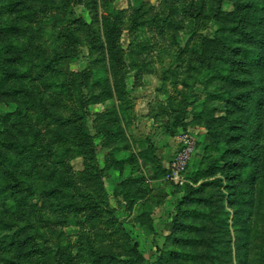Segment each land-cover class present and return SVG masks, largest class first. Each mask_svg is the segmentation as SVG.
I'll list each match as a JSON object with an SVG mask.
<instances>
[{
	"label": "rangeland",
	"instance_id": "obj_1",
	"mask_svg": "<svg viewBox=\"0 0 264 264\" xmlns=\"http://www.w3.org/2000/svg\"><path fill=\"white\" fill-rule=\"evenodd\" d=\"M26 1L32 8L19 5L8 12L6 0H0V74H6L0 87V216L15 224L6 228L0 222V264H159L160 254L170 264H264V0H255L261 3L243 9L245 15L239 12L234 20L215 14L236 13L237 0H206L207 15L200 16L194 37L187 33L191 0ZM165 3L173 5L179 25L161 34L154 18L169 11ZM105 22L117 31L120 48L112 54ZM9 23L24 30L7 33L2 28ZM215 35L232 36L227 42L241 48L237 81L208 80L207 53L215 48L222 52L225 46L201 45V40ZM193 49L203 53L193 54ZM252 50L258 55L250 60ZM60 54L70 57L56 60ZM43 58L55 60L46 67ZM198 60L206 62L202 69H188ZM28 68L27 75H19ZM145 77L151 78L149 83ZM215 86L245 99L251 91L260 102L238 98L230 111L224 101L206 96V89ZM149 90L167 99L165 108L151 106L154 123L177 128L187 116L185 131L196 134L183 185L165 178L174 139L171 150H159L162 160L157 161L153 142L127 135L136 125L135 102L148 97ZM123 104L126 113L109 125ZM46 108L68 120L66 139L54 133L56 121ZM226 115L238 127L224 124L218 137L208 133L212 118ZM73 125L80 127L77 132ZM89 130L92 138L97 136L92 144L75 145L64 164L51 163L45 147L91 141ZM232 134L236 137L230 140ZM5 137L18 145L9 147ZM221 154L224 160L215 175L201 177L200 170ZM8 155L22 163L8 164ZM28 160L35 166L29 167ZM226 160L234 165L227 166ZM243 170L241 178H233ZM58 172L73 178L78 188L74 200L82 206L88 202V207L76 213L62 207L65 198L41 191L40 184L59 181ZM213 179H218L216 185L202 186ZM190 192L201 199L181 203ZM175 214L183 224L175 223Z\"/></svg>",
	"mask_w": 264,
	"mask_h": 264
},
{
	"label": "trees",
	"instance_id": "obj_2",
	"mask_svg": "<svg viewBox=\"0 0 264 264\" xmlns=\"http://www.w3.org/2000/svg\"><path fill=\"white\" fill-rule=\"evenodd\" d=\"M237 1H236V5H237V8H236L237 12L236 13L217 12L215 14L216 17L219 19V18H223V16L226 15V16L231 17L234 20L235 15H238L239 12L241 13L240 15H242V17L245 15L242 12L243 9L247 8L248 6H253V8H254V6L256 7L258 4L261 3V1H255V0H253L252 2H248L246 0H237ZM44 2L46 5H52L51 0H44ZM19 5H22V7H27V8L31 7L32 8V4H29L26 0H6V2H5V8L8 12H13V11L18 10ZM165 5H166V3H165ZM140 6H143V4H140ZM166 6L169 8V11L163 16L161 15V13H156V16L154 18V22H156L157 27H158L157 29L159 30V33H161V34H163L166 29H169V28L175 27L176 25L177 26L179 25V22L176 21V18L174 16L175 10H174L173 5H166ZM187 11H188V26L187 27L189 28L187 33L189 34V37H194V34L196 33L197 28L200 25V21H201L200 16L202 14L204 16L207 15V14H205V12H206V0H191V2L188 5ZM143 13H144V11H143ZM230 15H234V16H230ZM114 16H115V18H118L119 12H115ZM252 18H254V20L256 22L260 21V16L257 13L256 14L254 13V16ZM136 20H137V18H135V21ZM142 24H144V22H142ZM233 27H237V25L232 26V28ZM2 29L4 31H6L7 33H15V32H18L20 30H24L23 28L18 27L17 25H15L13 23H9V24L5 25ZM155 31H157V30L155 29ZM116 34H117V31L115 29V25L113 23H108V22L106 23L105 22L104 36L106 38V44L108 45V48L109 47L112 48V50L111 49L109 50V53H111V54L114 53L116 48H117V51H119V48H120L119 46H116L117 44H115L118 41L117 39L115 40V38H114V35H116ZM260 35H261V32L259 33V36ZM72 37L75 38L76 39L75 41L77 42V38L73 35H72ZM232 40H233L232 36H229V35H220V36L215 35L212 39H210L207 36H204L203 39L201 40V45L206 43L207 41H209V43H211L212 45H217V44H219V42H221L225 46V50H223L222 52H219V50L216 48L214 50H211L210 52H208L207 54L210 53V56H208V59L210 58L209 61L206 60L205 58H202V59H204V61L206 60L209 62L208 64H206V66H207V68H209L208 80L210 82L214 81V80L216 81L218 79L223 80V81H227L228 84L233 82V81H237L236 80V73L241 71L240 70L241 68L239 67L241 61L239 62L237 57H238V55L241 54L240 53L241 48L235 49L230 42H227V41H232ZM85 45H87V44H85ZM192 53L199 55V54H202L203 51L193 49ZM249 53H250L249 54L250 60L254 59L258 55L256 50H252L251 52L249 51ZM58 56L59 57L56 58V60L61 59V58L63 59L65 57L66 58L70 57L67 55L64 56V54H60ZM53 60H55V59L52 58L48 62V60L46 58H43V61H45V62H43L42 64H43V66H46V67L51 66L53 64V62H52ZM198 61H199V63L197 65L191 64V66L188 69H195V70L202 69V66L206 62H203L202 60H198ZM214 61L217 63V66H212V62H214ZM42 64L40 66H42ZM33 65L36 66V64H33ZM144 66H142V68H144ZM30 70H31V68H28L24 72H21V73H19L18 71L17 72L19 73V75H21L22 73H24V75H27ZM5 75L6 74H3V75L0 74V87L4 84V81L6 80ZM242 82H243V80H240V83H242ZM230 91H231L230 89L223 91V90H220L219 88H217L215 86L214 88L206 89V96H208L210 101H224L225 103H227V106H228L227 109L230 111H232L230 104L237 105V103H238L237 99L238 98H240L241 101L246 100V103L253 102L254 105L260 102V96H258V95L256 96L251 91L248 94H246V97H247L246 99L243 95H241V94L235 95V94H232ZM43 107L45 108L44 105H43ZM126 110H127V106L125 104H123L122 106H120L118 111L117 110L114 111V113L116 115L114 117L115 119H113L111 121L108 120L107 123L109 125H114L117 122V120H120L119 117L122 118V116H120V115L125 114ZM46 112H47L48 117L50 116L54 121H56L55 126H54V133H56V135L58 137H60V138L63 137L64 139H66L68 133L66 132L65 129L67 128L68 120L64 119L60 114H57L56 111L51 110L50 108L49 109L46 108ZM46 112H45V114H46ZM183 113L187 114V111L185 108L183 110ZM45 114H44V118L47 116ZM182 117H184V116H182ZM182 117L178 118V119L181 120ZM186 121H187V116L184 117L183 121L180 122V124H178L177 127L180 126L182 128V131H185L186 127H187ZM212 122H213V126L211 125ZM236 122H237V120H233L228 115L214 117V118H212V121L209 122L210 126L207 125L208 133H210L213 136L218 137V135H220L222 133V130H221L222 128H220L222 125L225 124L228 127H230V129H236L238 127V125L235 124ZM76 126L75 125L72 126L73 127L72 128L73 133L77 132L76 130H79V128H80V127H78V126L76 127ZM250 126L252 127L251 124H250ZM118 127L121 128L120 132L124 131V129H123L124 126L123 127L118 126ZM91 130H93V129H91ZM248 130H251V128H249ZM86 134L89 135L88 138L91 139V141L82 139L81 142L74 143V141L72 140L74 146L71 148H68L67 145H62V144L55 147V148L52 144L48 145L47 148L45 147L44 149H47V157L49 156L48 158H50V157L52 158V159H50L51 163L54 160H56V161L62 162L64 164L65 161L67 160V159H65V161H64V158L68 157L70 152L76 151L75 145L78 147V146L83 145V144H92V139H93V141H95V139L97 138L96 135H93V138L91 137V135H90L91 131L90 130ZM114 134L118 135L119 133H116V131H114L113 135ZM235 137L236 136L234 134H232V137L230 138V140L234 139ZM4 141L9 147H13L12 145H18L17 141L15 142V140L13 138L5 137ZM211 146L213 148H216V149L219 148L217 146V144L214 142L211 143ZM150 148H152V147H150ZM152 151H153V149H151V152ZM146 153H148V152H145V154ZM6 159L8 161V164H12L14 166L22 163L20 158L17 159L16 157H14L12 155L6 156ZM220 160H224L223 154H221L219 156V158H216V160L213 161L207 168H205L204 170H200L201 171L200 174L202 175L201 177H208L211 175H215L216 168L220 167L218 165ZM28 161H29V165H28L29 167L35 166V162L33 160H28ZM225 163L229 167H232L234 165V162H229L228 160H226ZM51 166L53 167L52 164L50 165V167ZM46 167H47V169H49L48 166H46ZM166 172H167V168H165V173ZM244 172H245L244 170L239 171L237 174H235V176H233V178L234 179L241 178L244 175ZM58 174H60L58 177L59 181H57L56 184H49V185L47 183L40 184L41 191L46 192L49 196L56 195L55 197L65 198V201H63V203L61 204L62 207H64V208L73 207L74 208L73 210H75L76 213L79 212L80 210L84 209L85 207H88L86 205V203H88V202H85V205L82 206L79 201L74 200V198H75V193H74L75 191L74 190L78 191V188H75L76 185L73 182V178L71 179V178L64 176L62 172H58ZM186 177H187V172H186ZM102 182L105 184L104 179L102 180ZM61 183H63V184H61ZM216 183H218V179H213V180H209L208 182H204V184L202 186H204L205 184L206 185H210V184L216 185ZM172 184H174V183H172ZM175 185H177V184H175ZM1 187L2 186H0V188ZM198 190H200V188ZM198 190H196V191H198ZM78 193H79L78 195H80L82 197L86 196V195H84L83 192L79 191ZM197 199H201V198L198 196H194V193L190 192L184 196V199L181 201V203L195 202V201H197ZM174 221L178 225L183 224L181 219H177L176 214H175V220ZM0 222H2L3 225H5L4 227H6V228H10L12 225H15L13 223L3 222V219L1 218V216H0ZM156 239H158V238H156ZM164 243H165V241L163 243L158 244L159 245V247H158L159 251L163 250V244ZM170 253H172V251L169 252V254ZM158 261H159V264H170V259L167 257L164 258L162 256V254H160Z\"/></svg>",
	"mask_w": 264,
	"mask_h": 264
},
{
	"label": "crops",
	"instance_id": "obj_3",
	"mask_svg": "<svg viewBox=\"0 0 264 264\" xmlns=\"http://www.w3.org/2000/svg\"><path fill=\"white\" fill-rule=\"evenodd\" d=\"M151 78H143V81L145 83H149ZM164 94H159L157 91L155 90H149L148 91V97L146 98H142L141 101L135 102V123L136 125L133 126L131 128V130L129 129L127 132L128 137H130L129 133L133 134V138L137 139V140H145V139H149L148 141L153 142L152 144H150V146H152L151 149H153V155L156 156V160L157 161H161L162 160V156L160 155L159 150H166L169 151L171 150L170 145H174V143L170 144L171 142L169 141H173L175 142V147L173 149V152L170 154L172 157V154L174 153V151L177 148V142L179 140V136L180 134L183 132L181 127H172V128H167L164 125H162V123H154V120L152 121L153 117H151V115L149 114L150 112V108L151 106H153V104H159L162 105L164 108L166 107L167 103L165 102V100H167ZM145 99V100H144ZM165 105V106H164ZM161 113H159L158 115H160ZM137 125L140 128H137ZM141 150V148L139 149ZM171 157L169 158V160L171 159ZM143 163L148 164L149 161L143 157L141 158ZM168 160V162H169ZM160 164V163H159ZM117 172V171H116ZM115 172V173H116Z\"/></svg>",
	"mask_w": 264,
	"mask_h": 264
},
{
	"label": "built area",
	"instance_id": "obj_4",
	"mask_svg": "<svg viewBox=\"0 0 264 264\" xmlns=\"http://www.w3.org/2000/svg\"><path fill=\"white\" fill-rule=\"evenodd\" d=\"M196 134L183 131L178 140V147L167 164L166 179L174 184L183 185L187 181L186 172L196 148Z\"/></svg>",
	"mask_w": 264,
	"mask_h": 264
}]
</instances>
